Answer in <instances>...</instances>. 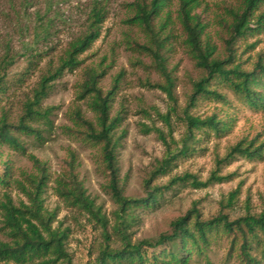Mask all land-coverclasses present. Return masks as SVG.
I'll list each match as a JSON object with an SVG mask.
<instances>
[{
    "label": "rangeland",
    "instance_id": "rangeland-1",
    "mask_svg": "<svg viewBox=\"0 0 264 264\" xmlns=\"http://www.w3.org/2000/svg\"><path fill=\"white\" fill-rule=\"evenodd\" d=\"M136 0H0V121L18 124L25 105L34 101L35 90L42 78L55 70L66 56L70 45L83 36L91 24V11L96 4L106 9V18L100 27V37L79 55L81 65L66 70L53 81L50 94L41 103L43 112L50 111L52 134L48 133L45 120L33 126L42 132V140L34 134H14L25 146L22 154L6 144H0V177L10 174V185L0 184V201L8 193L16 205L30 204L28 197L17 185L20 181L31 189L25 179L38 175L31 160L35 157L48 171V184L42 195L47 211L55 214L53 229L65 233V251L68 258L50 253L32 264H89L95 262L104 244L102 225L88 212L70 207L57 194L59 179H75L85 188L87 195L109 220V232L116 224L119 205L110 188V172L102 154V147L85 136V128L76 120L75 112L93 122L98 128L97 117L91 108L92 94L80 99L87 74L101 75L98 87L104 94L115 84L114 101L110 116L121 117L115 129V139H120L117 149L119 169L118 185L123 196L140 199L147 190L167 187L159 204L152 208L130 210L134 220L128 229L132 243L156 240L171 230V223L196 208L201 220H209L220 213L235 220L247 214L259 215L264 211V158L248 159L237 156L224 163L220 176L228 177L213 182L208 187L197 188L193 179L183 183L171 181L186 175L199 182H207L216 170V161L223 159L231 147L239 142H264V109L250 107L222 80L208 86L224 99L201 95L193 106L189 105L195 83L205 76L193 59L187 35L179 19V0H171L161 16L154 21L164 46L162 55L165 67L174 82L172 102L167 93L156 85L166 80L157 69L154 58L138 45L150 46L143 30L128 20L134 15L131 3ZM242 0H198L194 13L203 26V46L215 48V57L226 59V41L231 36L230 25L234 18L231 11L239 12ZM264 12L261 3L254 16ZM251 27L255 28L254 22ZM234 63L251 71L259 57L264 59V31L236 38L232 42ZM264 92V83L258 87ZM176 107V111L172 108ZM205 119L212 115L225 125L217 134L210 129L197 130L189 142L191 150L186 156L173 161L167 174L154 172L171 149L181 147L187 135L183 120L184 111ZM170 115V123L164 121ZM150 181L149 187L146 182ZM237 191L233 207L224 208L231 192ZM111 248H120V238L114 234ZM0 240L9 242L0 212ZM232 237L220 231L202 254L194 252L186 264H246L239 254V243L231 251ZM174 252H178L176 247ZM179 253V252H178ZM251 254L256 264H264L261 247L253 244ZM144 264H185L170 262L171 258L159 250H148ZM158 256V259L155 257ZM170 262V263H169ZM138 264V263H136Z\"/></svg>",
    "mask_w": 264,
    "mask_h": 264
},
{
    "label": "trees",
    "instance_id": "trees-1",
    "mask_svg": "<svg viewBox=\"0 0 264 264\" xmlns=\"http://www.w3.org/2000/svg\"><path fill=\"white\" fill-rule=\"evenodd\" d=\"M171 0H136L131 3L134 7V15L128 20L129 23L137 25L147 35L150 46L138 45L141 49L150 53L154 58L157 69L166 80V84L156 85L155 87L165 91L172 102H176L173 95L174 82L165 67V58L162 55L164 43L160 38L159 31L154 26V21L161 16L164 8ZM261 3L264 0H242L243 8L241 11H231L234 18L230 25L231 36L226 41L228 57L219 59L215 57V48L207 44L205 47L202 42L204 26L198 16L194 13L198 0H179V19L187 35V43L190 53L196 61L198 68L202 69L205 76L195 83L194 93L190 97L189 105L193 106L201 95L224 99L216 90H209L208 86L214 80H222L250 107L264 109V92L258 90L261 83H264V59L259 57L251 71L243 70L241 66H229L234 63L233 40L245 37L254 31H264V12L257 16ZM106 18V9L102 4H96L91 11V24L88 31L73 42L66 52V56L61 58L60 65L40 81L39 88L35 90L34 101L25 105V110L18 124H10L6 118L0 121V144H6L19 151L26 153L25 146L14 134L15 131L26 135L34 134L42 140L41 130L33 126L40 120H45L48 133L52 134V125L49 122L50 111L41 110L42 101L48 97L52 88V82L63 76L66 70L77 69L81 62L79 55L87 51L100 37V27ZM254 22L255 28L251 27ZM102 74L88 73L87 79L82 86L80 99H85L92 94L91 108L97 117L98 128L95 124L85 119L79 110L75 112L76 120L85 128V136L92 142L101 145L102 154L106 167L110 172V188L119 210L116 212V224L112 231L116 237L120 238L121 247L111 248L113 235L109 232V220L102 215L100 208H96L94 201L91 200L83 185L75 179H59L57 181L56 192L58 196L70 207L82 209L92 215L104 229V244L95 262L89 264H144L148 250H159L171 258L170 262L188 263L194 252L202 254L208 248L216 233L223 231L232 237L231 251L239 243V254L246 264L258 263L251 254L253 244L257 243L261 247V258L264 263V211L259 215L247 214L235 220H230L228 215L220 213L209 220H201L198 210L191 209L185 216L179 217L171 223V230L164 233L156 240H142L132 243L128 229L134 217L129 213L130 210L138 208H152L159 204L160 198L164 195L163 190L167 187H154L147 190L145 198L134 199L123 196L118 185L119 169L117 161V149L120 139H115V129L121 123V117H111V106L114 101V93L117 84L106 94L98 87L99 78ZM1 83V78H0ZM1 90V88H0ZM176 111V107L172 108ZM183 120L187 127V135L181 147L169 148L166 157L161 165L156 169V174H167L170 167L178 157L186 156L191 150L189 142L193 139L197 130L210 129L219 134L223 132L225 125L212 115L205 119L194 117L188 110L184 111ZM164 121L169 125L170 115L164 117ZM237 156L248 159L264 158V142L255 145V142H239L231 147L230 151L223 159L216 161V170L212 173L207 182H199L196 178L186 175L177 177L171 181L173 183H183L188 179H193V184L197 188L208 187L213 182H222L228 179L219 175L221 166L230 163ZM32 162L38 169L39 174L26 177L31 189L26 188L20 181L17 185L28 197L30 204L21 202L16 205L13 198L5 193L4 199L0 201V212L4 219L5 228L9 230L11 240L5 242L0 240V264H32L42 256L50 253L57 255L54 263L61 257L68 258L65 251V233H60L53 229L55 214L46 210L42 195L48 184V171L44 163L35 157H31ZM10 174L7 172L0 177V184L8 187L10 185ZM150 181L146 182L149 187ZM238 192L230 193L224 208H231L234 205ZM177 251L174 252L173 248ZM158 259V256L155 257ZM169 262V263H170Z\"/></svg>",
    "mask_w": 264,
    "mask_h": 264
}]
</instances>
